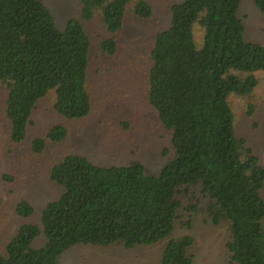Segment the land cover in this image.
I'll return each mask as SVG.
<instances>
[{"label": "trees", "instance_id": "16d2710c", "mask_svg": "<svg viewBox=\"0 0 264 264\" xmlns=\"http://www.w3.org/2000/svg\"><path fill=\"white\" fill-rule=\"evenodd\" d=\"M252 1L264 19V0ZM241 2L184 0L155 36L144 73L166 141L159 173H147L138 160L105 166L66 153L51 169L59 196L39 215L28 199L15 204L19 227L0 247V264H60L78 245L131 250L159 243L157 264H196L201 222L226 232V264H264V163L238 135L230 102L233 95L253 99L264 72V45L248 39ZM79 9L60 30L48 0H0V112L10 140H25L45 99L60 118L33 141L36 156L48 142L68 140L72 121L93 110V23L106 32L97 46L112 71L128 18L154 13L146 0H80ZM6 200L0 196V209Z\"/></svg>", "mask_w": 264, "mask_h": 264}, {"label": "rangeland", "instance_id": "374dc122", "mask_svg": "<svg viewBox=\"0 0 264 264\" xmlns=\"http://www.w3.org/2000/svg\"><path fill=\"white\" fill-rule=\"evenodd\" d=\"M146 1L154 8L153 16L148 20L128 18L122 36H118L119 52L112 62V71L108 68L109 58L97 46L105 36V30L93 23L90 35L95 47L88 75L93 110L86 118L72 121L68 126V140L58 144L48 142L40 156L33 152V141L45 138L48 130L60 121L51 100L45 99L38 105L25 140L18 144L10 140V126L3 122L0 112V196L7 199L0 209V247L19 227L20 220L14 212L18 201L28 199L35 207V214L39 215L47 203L59 196L60 191L51 180V169L66 153L81 154L105 166L138 160L144 163L149 174H158L161 170L165 162L162 148L166 141L161 139L164 134L146 99L144 65L156 34L169 25L171 7L184 0ZM79 3L80 0H48L58 29H65L71 19L80 16ZM240 14L247 22L248 39L264 45V19L254 2L242 0ZM196 31L197 39H201V29ZM120 54L121 62L126 60L130 64L120 65ZM257 77L259 86L253 99L233 95L230 102L236 113L238 135L246 136L252 142L264 163V72H258ZM250 104L255 105L253 112H250ZM126 121L128 123L124 124ZM3 174L10 180L4 181ZM194 235L196 264H226L224 229L201 222L196 225ZM162 253L163 244L160 243L131 250L118 246L78 245L59 262L157 264Z\"/></svg>", "mask_w": 264, "mask_h": 264}]
</instances>
